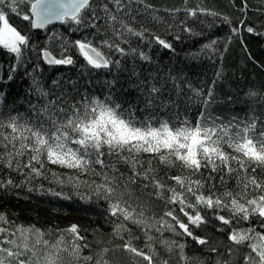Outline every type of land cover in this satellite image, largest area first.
Listing matches in <instances>:
<instances>
[{"label": "snow or ice", "instance_id": "snow-or-ice-1", "mask_svg": "<svg viewBox=\"0 0 264 264\" xmlns=\"http://www.w3.org/2000/svg\"><path fill=\"white\" fill-rule=\"evenodd\" d=\"M184 2L186 6L183 9L168 10L173 16L180 11L185 13V21L181 22L183 32L194 34L186 23L190 18L220 16V13L202 6L203 0L195 7H188V0ZM134 5H142L145 13L152 11V6L146 0H0V48L13 54L17 64L25 62L30 36L10 23V16L16 15L28 22L31 29H45L54 22L71 23L75 26L74 31H88L92 39L88 36L75 41L61 38L59 58L48 48H43L40 51L43 60L49 65H73L76 60L70 52L75 49V54L82 57L86 66L93 70H108L110 74L113 70L116 73L128 72L129 79L135 78V83L130 87L137 93L134 102H118L127 91L122 86L118 88L119 75L102 82L106 89L103 98L94 90H89L91 80L85 86L79 80L58 78L51 81V90H46L33 78L32 88L38 97L44 98L43 106L29 102L28 113L9 114L6 118L0 112V164L21 173L26 181L43 175L42 157H46L51 164L77 170L81 175L99 176V183L82 180L79 176L69 178V182L76 188L84 185L89 189L87 196L80 193L81 199L91 200L95 196L107 202L108 215L118 221L113 233L124 241L115 249H100L95 257L84 256L83 249L89 245L82 243L84 237L80 235L77 224L57 229L58 238L53 242L46 238L49 233L35 225H15L7 219L6 214L0 213V264H65V254L76 264L80 261L84 264H112L108 254L117 249L130 254L133 264H137V258L147 264H169V260L159 257L157 243L168 252L178 248L181 261L187 262L184 244L157 240L152 234L153 230L186 235L198 244L206 245L209 243L207 239L193 236L191 231V226L200 227L208 223L209 218L202 214L205 210L213 212L215 220L228 226L234 221L248 222L253 217L258 218L259 230L253 226L232 228L228 240L233 247L228 252L231 254L235 246L246 244L249 251L243 258L244 264H264V179L256 175L257 168L264 167V121L256 116L247 120L233 117L225 121L208 111L213 102L212 87L207 89L205 95L203 89H195L191 84L184 86L171 73L167 77L149 73L141 79V72L135 65L131 69L125 66L123 60L129 56L146 62L151 60L143 50L121 46L129 44L132 37L148 44L154 42L164 49L171 50L173 47L166 39L148 33L147 29L134 27L141 11ZM153 19L159 20L160 17L153 15ZM223 21L228 23V17L224 16ZM239 31L236 27L231 29L233 34ZM246 31L254 33L255 28L248 26ZM55 38V33L49 37L50 40ZM175 38L180 37L177 35ZM231 39L232 36L227 38L229 43ZM217 44V40L209 41L196 55L216 54L219 52ZM227 47L226 43L225 51ZM116 55L122 59H113ZM219 55L223 57L222 52ZM221 75L217 71V79ZM215 83L216 80L213 86ZM186 89L192 95H187ZM193 95L204 107L194 121L186 116L181 119L179 107L182 102L187 104L191 101ZM248 95L254 96L255 93L249 92ZM261 98L264 99V95ZM5 99V94L0 93V104ZM173 110L177 113L175 119L171 115L165 118L164 113ZM138 112L147 114L139 116ZM225 145L237 155L226 152ZM141 154H148L150 159H141ZM25 156L27 160L23 162L21 157ZM157 160L160 165L170 168L179 163L192 175L160 177L157 167H154ZM233 161L238 168L232 166ZM250 165H255L251 173L248 171ZM121 166H126L128 171L122 172ZM205 168H210L213 173H222L221 183H226L227 178L237 173L241 190L236 194L210 190L205 195L203 189L206 183L212 181L214 186V177H203L201 174ZM24 169H29V172L24 173ZM196 174L201 175L194 178ZM5 183L13 185L9 179L0 182V187H4ZM137 191L139 196L136 195ZM254 191L262 194L248 198L249 193ZM53 194L61 195L59 192ZM126 196L128 199H125ZM144 196L148 201L154 197L163 201L170 206L169 210L159 220L146 215L144 201L140 199ZM134 199L135 204L132 202ZM224 210L230 216L221 215ZM180 214L187 218V223ZM127 223L137 226L145 236L146 242L142 248L133 243L138 237L130 234ZM125 232L129 233L127 238L123 235ZM66 235L71 237L70 241H66ZM210 251L215 253L217 249L213 247ZM217 264L221 262L217 261ZM223 264H228V261Z\"/></svg>", "mask_w": 264, "mask_h": 264}, {"label": "trees", "instance_id": "trees-1", "mask_svg": "<svg viewBox=\"0 0 264 264\" xmlns=\"http://www.w3.org/2000/svg\"><path fill=\"white\" fill-rule=\"evenodd\" d=\"M201 0H188V7H195ZM146 3L152 6L151 13H145L142 5H134L139 7L140 13L137 15L134 22V27L137 29H147L148 33L158 35L166 39L172 44V49H164L162 46L141 41L139 38L132 37L129 44H123L126 49L129 47L143 50L150 56V61H141L138 57L129 56L123 60V64L131 69L134 65L141 72V79L149 73H154L158 76L167 77L169 73L172 76L180 79L184 86L191 84L195 89H203L206 95L207 89L212 87L213 102L208 111L213 116H220L225 121L236 117L240 120H247L256 116L258 120L264 121V0H203L204 7L220 13V16L213 18L211 16H199L195 19H188L187 25L192 28L194 34L183 32L182 21H185V13L180 11L175 16L171 15L168 10L180 8L183 9L186 5L184 0H146ZM22 9L24 6H21ZM26 10V9H25ZM153 15L160 17L159 20L153 19ZM228 17V23L223 21V17ZM244 21L243 24L240 22ZM10 23L16 26L23 33L30 36V47L25 53V62L17 64L15 56L9 53L6 49L0 48V93L5 94L6 99L3 104H0V112L6 118L9 114L16 115L17 113H28L29 102L43 106L44 98L38 97L32 88L33 78L38 80L46 90H51V81L54 79L61 80H79L82 85H86L88 80L92 81L90 91L101 98L106 92L102 82L106 79H112L113 75H119L120 85L127 89L123 93L118 102L125 100L135 101L136 91L130 87L135 83V78L129 79L128 72L116 73L115 70L110 74L108 70H93L86 66L82 57L75 54V49H71L70 54L74 56L76 63L73 65H47L43 62L40 51L43 48H48L54 56L59 58L61 51V38L69 41L83 39L88 36L92 37L88 31H74L75 27L69 24H52L43 30H34L30 28L28 22L23 21L16 15L10 16ZM253 26L254 33H248L246 28ZM239 28L238 34H233L231 29ZM56 34L54 40L49 37ZM179 35V39L175 37ZM232 36L229 43L227 38ZM150 37H146L148 39ZM99 37H97V41ZM211 40H217L216 48L219 50L216 54L208 53L201 54V48L204 44ZM227 43V51L224 50V45ZM34 45L35 47H31ZM105 51H107L105 49ZM223 53V57L219 53ZM113 59H122L118 55L113 56ZM15 66V71H13ZM220 71L222 75L217 79L216 73ZM12 76V79H9ZM216 80L213 86V81ZM171 87V80H169ZM187 92V89H186ZM255 93L254 96H249L248 93ZM187 95H192L187 92ZM127 106V105H125ZM141 107L143 105L141 104ZM204 105L199 103L193 95L192 100L187 104L181 103L179 107V115L181 119L185 116L189 120H195L196 116L203 109ZM147 113L138 112L137 115L143 116ZM176 111L164 113L165 118L171 115L175 119ZM224 150L230 155H237L226 145ZM2 151V148H0ZM30 155V153L28 154ZM44 168L41 169L43 175L34 177L30 181L25 180V176L19 172L12 171L0 164V182H6L11 179L13 185L0 187V213H4L9 221H13L15 225H23L25 227L35 225L37 228L49 233L46 236L50 241H55L58 238L57 229L53 226L48 228V225L37 213L32 210L24 209L21 205H34L44 208L53 214L61 217H81L86 219L88 223L82 227L81 235L84 237L82 243L89 245L83 249L82 255L97 256L100 249L107 247L115 249V246L121 245L124 241L120 237L114 235L113 228L117 219L108 215V204L105 200L97 199L95 196L91 200L81 199L80 193L88 195L89 189L81 185L76 188L73 183L69 182V178L79 176L80 179L95 180L97 183L101 181L99 176L81 175L77 170L61 167L51 164L46 157H42ZM141 159H150L148 154H141ZM23 162H26L27 156L21 157ZM234 168H238L235 161L232 162ZM39 167V165H36ZM154 167H157L160 177H168L174 175H192L188 170L183 169L177 163L174 168L166 167L159 164V161L154 162ZM252 167L249 166V173ZM122 172H127L126 166H121ZM29 169H24V173H28ZM203 177H214V186L212 181H208L203 189L205 195H208L210 190L216 193L231 191L236 194L241 189L237 181V173H233L230 178H227L226 183H221L220 175L222 173H213L210 168L201 170ZM201 174H196L194 178H199ZM243 175V173H239ZM256 175L264 179V167H258ZM64 183H59V181ZM170 184L173 182L169 181ZM15 185H22L15 187ZM31 189V190H30ZM59 192L60 196L53 193ZM261 192H250L249 197L260 195ZM139 196V192L136 193ZM125 199H128L126 196ZM144 201L143 206L146 209V215L154 216L159 220L164 212L168 211L170 206L155 197L148 201L147 197H140ZM136 203L135 199L132 201ZM194 202V198H193ZM178 212V207H177ZM209 218L207 224L200 227L191 226L193 236L205 238L209 241L206 245H200L192 237L186 235H177L170 231L157 233L153 230V236L159 239L174 241L177 244H184V253L188 261H181L180 250L173 248L168 252L159 243L156 245V251L161 259L169 260V264H217L220 261H228V264H244V256L248 253V248L245 245L235 246L234 251L229 254L228 249L233 245L228 240V234L232 228H247L250 226L258 228V218L253 217L248 222H233L231 226L222 225L215 220L214 213L205 210L204 213ZM224 216H230L227 210L220 213ZM181 219L187 223V218ZM122 219V217H121ZM170 219V218H169ZM9 227V225H2ZM127 227L131 229V235L138 237L133 243L137 247H143L146 239L141 230L131 223H127ZM61 230V229H60ZM124 237L129 236L128 232L123 233ZM66 241H70L71 237L66 235ZM216 248L217 251L211 252V248ZM146 250V249H145ZM108 258L112 264H133L130 254L123 253L118 249L110 252ZM65 264H76L70 256L65 254ZM79 264H84L80 261ZM137 264H147V262L139 261Z\"/></svg>", "mask_w": 264, "mask_h": 264}, {"label": "rangeland", "instance_id": "rangeland-1", "mask_svg": "<svg viewBox=\"0 0 264 264\" xmlns=\"http://www.w3.org/2000/svg\"><path fill=\"white\" fill-rule=\"evenodd\" d=\"M22 208L30 209L37 213L40 218L44 220V222L48 225V228L51 226L54 227V229H66L68 226L71 224H77L80 228V235H81V230L82 227L85 226L88 221L86 219L81 218V217H61L56 214H53L52 212L40 208L38 206L34 205H21ZM82 236V235H81Z\"/></svg>", "mask_w": 264, "mask_h": 264}, {"label": "water", "instance_id": "water-1", "mask_svg": "<svg viewBox=\"0 0 264 264\" xmlns=\"http://www.w3.org/2000/svg\"><path fill=\"white\" fill-rule=\"evenodd\" d=\"M53 24H61L60 22H54ZM52 25V24H51ZM48 26H50V25H48ZM47 26V27H48ZM34 30H43V29H34ZM42 58V57H41ZM42 60H43V58H42ZM43 62L45 63V64H47L44 60H43ZM47 65H49V64H47ZM50 66H53V65H50Z\"/></svg>", "mask_w": 264, "mask_h": 264}]
</instances>
